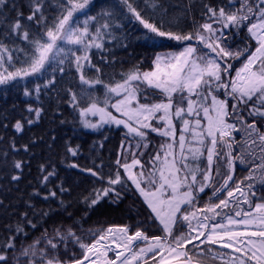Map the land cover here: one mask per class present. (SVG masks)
<instances>
[{
  "label": "snow or ice",
  "instance_id": "snow-or-ice-1",
  "mask_svg": "<svg viewBox=\"0 0 264 264\" xmlns=\"http://www.w3.org/2000/svg\"><path fill=\"white\" fill-rule=\"evenodd\" d=\"M6 3L0 0V17ZM93 3L56 0L55 13L46 16L52 0H29L30 14L26 17L17 11L10 23L0 19V23H7L4 38L26 42L25 47L10 49L0 39V85L17 78L47 76L45 83L35 85L39 99L42 89L56 90L57 73L64 75L74 68L79 91L71 87L63 91L69 96L68 103L78 110L83 127L123 125L126 135L136 141L129 142L128 149H147L149 132L168 142L150 155L147 172L134 152L130 163L121 164L118 158L115 171L106 175L69 164L106 186L84 197L87 211L73 220L75 227L68 226L64 231L63 225L54 227L51 234L44 229L31 243H25L29 235L25 227L19 223L9 226L12 234L0 244V264H204L206 256L223 264H264V191H260L264 189V0L205 5L204 23L190 19V5L174 11L178 6L166 0H112L97 15H89ZM186 21L192 31L185 30ZM127 24L138 28L131 39L162 48L165 42L176 41L181 50L157 53L150 71H141L138 63L133 64L113 74L112 82L106 83L101 68L92 63L91 52H110L105 44L112 41L129 47L125 43L130 39L125 33ZM236 40L240 44L233 48ZM13 51L23 55L24 59L17 61L21 67L10 64ZM100 59L105 65L114 62ZM236 62L239 68H234ZM86 65L95 75H85ZM9 67L14 70L9 71ZM96 86L103 88L102 99L96 95ZM24 94L33 92L26 89ZM82 102L86 106L81 107ZM43 111L28 107L35 120ZM89 116H98V120L92 122ZM35 120L27 119L26 123L31 125ZM174 120L181 125L178 137ZM153 121L160 126H154ZM14 127L23 131L24 124L17 121ZM121 147H125L123 142ZM24 149L27 151L28 146ZM66 152L77 156L79 145L66 147ZM237 163L248 169V175L238 182L234 180ZM13 166L22 170L20 161ZM51 177H56L54 168L43 176L42 183L47 185ZM70 191L61 183L43 198H56L66 207L61 197ZM132 192L142 197L149 210L146 220L138 224L149 228L155 225L160 235L149 236L148 230H131L128 225L83 228L88 212L102 201L118 204ZM209 192V202L200 207V195ZM213 199L218 202H211ZM28 207L37 222L28 218L29 212L20 215L32 229L42 226L54 211L36 209L34 204ZM214 246L231 251L224 255Z\"/></svg>",
  "mask_w": 264,
  "mask_h": 264
},
{
  "label": "trees",
  "instance_id": "trees-1",
  "mask_svg": "<svg viewBox=\"0 0 264 264\" xmlns=\"http://www.w3.org/2000/svg\"><path fill=\"white\" fill-rule=\"evenodd\" d=\"M111 2L112 0H94L89 15H97ZM226 2L227 0H166L169 5L178 6L174 11H179L190 5L188 14L190 19H194L197 23L206 22L203 18L205 5L219 7L224 6ZM13 4L16 5L15 8L12 7ZM55 10L56 0H52L51 8L46 10L45 15L51 16L55 13ZM17 11L22 12L25 17L29 15V0H7L3 9V17H0V19L10 23L15 20ZM6 27L7 23H0V39H3L10 49L14 46L25 47L26 42L20 39L9 40L4 38L3 33ZM185 30H193L191 23L188 21L185 22ZM125 33L130 37L129 40L125 41L129 44V47L122 48L115 41H112L105 44V48L110 49V52L98 49H93L91 52L92 63L101 68L106 83L112 82L111 77L113 74L124 72L131 68L133 64L138 63L141 71L151 70L152 60L157 53L181 50L180 43L176 41L165 42L166 47L162 48L159 45L153 46L144 41L131 39V37L138 34V28L135 24H127ZM241 35L243 36L244 33H241ZM238 44H240L239 40L234 41L233 48ZM254 46L253 42L252 48ZM101 57L107 58L110 62L114 60V62L105 65L101 61ZM23 59L22 54L13 51V61L10 64L21 67L22 65L17 61ZM239 67V62L234 63V68ZM12 70L14 68L9 67V71ZM85 75L92 77L95 73L86 65ZM47 79V76L41 78L30 76L17 78L7 85H0V244L6 242L12 234L8 230L9 226L15 227L18 223L24 226L25 231L29 233L24 241L25 243H31L34 238L41 235L44 229H47L51 234L54 227L63 225L61 231H64L68 226L75 227L73 220H78L87 211V206L83 202L84 197L88 196L93 189L106 186V184H101L96 177L81 172L80 168H93L102 175H106L110 171H115V162L118 158L121 164L130 163L134 152L136 158L142 159L141 164L144 165V170L147 172L150 155L159 150L160 144L168 142L167 138L149 132V146L147 149H128L127 144L129 142L135 144L136 141L130 134L126 135L127 129L124 126L105 125L98 130L84 128L78 110L68 103L69 96L63 91L69 87L73 91H79L75 87L79 83L75 69L73 68L71 72L64 75L57 73L58 84L56 90L42 89L39 99H37L34 90L30 88L31 82L43 84ZM115 79L119 80V75H116ZM26 89L33 92V94L26 96L24 94ZM96 95L101 99L103 98L102 86H96ZM229 104L231 105V101H229ZM29 106L44 109L39 120H35L34 113L30 114L28 112ZM80 106L84 107L86 104L82 102ZM27 119H33L35 122L29 125L26 123ZM17 121L24 124L23 131H17L14 127ZM174 123L176 124L178 137L181 125L176 120H174ZM153 124L154 126H160L156 121H153ZM236 139L240 140V135H237ZM122 142L125 145L124 148L121 147ZM24 145L28 146L27 151H25ZM77 145H79L77 156L73 157L66 152V147L75 148ZM140 151L146 156L139 155ZM236 154L234 151L233 155ZM15 161L22 162V170L14 168ZM72 163L78 164L80 168L68 167ZM42 165L45 167L43 172L41 171ZM53 168L56 171V177H51L50 183L45 185L42 183V178ZM221 173H224L223 167ZM247 175L248 169L237 163L234 180L237 182L244 180ZM13 176H19L20 179L13 180ZM121 176H125L123 169H121ZM61 183H63V187L71 190L70 193L63 194L61 197L66 207H62L56 198H49L48 200L43 198L47 195L48 190H57ZM129 186L131 187V185ZM260 191H264V189ZM36 193H39V195ZM259 194L260 192H258ZM210 195L209 192L201 197L199 201H202V207L206 202H209L208 196ZM211 202L218 201L213 199ZM29 204H34L36 209L52 208L54 211L42 221V226L38 224L36 229H32L24 223L20 215L29 212L28 218L32 219L34 223L37 222L36 218L31 215ZM148 211L142 203V197L138 193L132 192L126 194L125 198L118 204L107 200L102 201L94 210L88 212L86 219L83 221V228L87 230L89 228H106L109 225H128L131 230H135L136 227L148 230L149 236L160 235L161 233L155 225L149 228L147 225L138 224V221L146 220ZM77 233L81 234L79 229H77ZM20 242L17 239V245ZM84 242L88 243L90 241L85 240ZM11 254L10 252L9 255ZM77 254L79 255V253Z\"/></svg>",
  "mask_w": 264,
  "mask_h": 264
},
{
  "label": "rangeland",
  "instance_id": "rangeland-1",
  "mask_svg": "<svg viewBox=\"0 0 264 264\" xmlns=\"http://www.w3.org/2000/svg\"><path fill=\"white\" fill-rule=\"evenodd\" d=\"M149 71H150V70H149ZM35 85H36L35 82H31L30 88H32V90H34ZM113 102H114V101H113ZM109 111H112L114 115H119V114L116 113L115 110L112 109L111 107H109ZM88 118H89L92 122H96V121L98 120V116H89ZM105 125H108V124H105ZM105 125H103V126H105ZM103 126H102V127H103ZM102 127H100V128H102ZM100 128H97V129H100ZM86 129H88V130H96V129H91V128H86ZM140 153H141V151L139 152V155H140ZM139 155H138V156H139ZM148 155H149V154H148ZM148 155H147V156H148ZM144 156H146V154H145ZM144 156H143V157H144ZM202 246H203V245H202Z\"/></svg>",
  "mask_w": 264,
  "mask_h": 264
},
{
  "label": "flooded vegetation",
  "instance_id": "flooded-vegetation-1",
  "mask_svg": "<svg viewBox=\"0 0 264 264\" xmlns=\"http://www.w3.org/2000/svg\"><path fill=\"white\" fill-rule=\"evenodd\" d=\"M109 253H110L111 255L113 254L112 252H109ZM220 263L223 264L222 262H219V263L217 262V264H220Z\"/></svg>",
  "mask_w": 264,
  "mask_h": 264
}]
</instances>
